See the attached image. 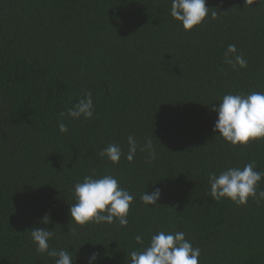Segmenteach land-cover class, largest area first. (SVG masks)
Wrapping results in <instances>:
<instances>
[{"label":"trees","instance_id":"16d2710c","mask_svg":"<svg viewBox=\"0 0 264 264\" xmlns=\"http://www.w3.org/2000/svg\"><path fill=\"white\" fill-rule=\"evenodd\" d=\"M206 6L184 31L171 0H0V264H55L36 252L33 228L52 230L50 248L73 264L92 252L96 264H128L144 246L135 236L147 244L158 231L184 232L199 264H264V201H214L208 183L252 161L264 172V138L225 142L211 110L225 94L264 92V0ZM229 44L246 68L224 63ZM89 91L93 117H65L60 133V113ZM129 135L151 138L155 160L101 155L112 143L126 155ZM92 170L134 196L127 226L71 222L74 185ZM157 187V205L145 206L141 194Z\"/></svg>","mask_w":264,"mask_h":264},{"label":"clouds","instance_id":"9594fccd","mask_svg":"<svg viewBox=\"0 0 264 264\" xmlns=\"http://www.w3.org/2000/svg\"><path fill=\"white\" fill-rule=\"evenodd\" d=\"M252 5L254 0H244ZM209 7L206 0H171L170 16L180 22L184 31H190L201 25L208 16ZM213 12L211 18L215 19ZM224 63L233 68L247 67V60L240 54L235 44H229L224 52ZM216 113L213 131L218 132L225 142L232 145H246L249 141L264 138V92L250 94H225L221 101L211 109ZM94 104L92 93L85 92L83 96L60 113L57 127L60 133H67L68 126L64 118L85 119L93 117ZM147 152L145 162L155 160L156 152L153 140L146 139L141 144L132 135L127 137V153L125 155L120 145L112 143L101 151L102 156L117 164L122 155L128 162H132L137 151ZM255 161L249 162L243 168L228 167L218 174L212 172L208 176L210 186L209 197L214 201L228 199L237 206L246 205L249 198L259 203L264 201V190L258 191L259 182L264 179V172L257 171ZM86 175L83 182L74 185L76 202L69 208L71 222L84 226L88 223L112 224L118 221L121 227L128 224V213L134 196L119 181L110 174L99 177ZM161 196L157 187L153 191L144 192L140 196L145 206H155ZM174 209V208H173ZM44 220V219H43ZM73 231L74 229H69ZM32 242L36 245V252L47 253L55 258V264H73V257L68 249L50 248L49 240L53 231L47 228H33L30 231ZM185 233L158 231L151 235L147 244L143 237L136 235L137 244L144 245L142 249L133 250L129 254L128 264H199L201 249L193 247L185 238ZM98 253L92 252L85 257L86 264H96Z\"/></svg>","mask_w":264,"mask_h":264}]
</instances>
